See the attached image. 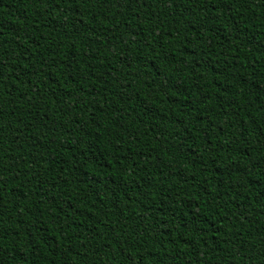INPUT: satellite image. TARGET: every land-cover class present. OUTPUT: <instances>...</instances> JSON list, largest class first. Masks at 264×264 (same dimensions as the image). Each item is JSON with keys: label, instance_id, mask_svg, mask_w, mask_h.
Here are the masks:
<instances>
[{"label": "trees", "instance_id": "obj_1", "mask_svg": "<svg viewBox=\"0 0 264 264\" xmlns=\"http://www.w3.org/2000/svg\"><path fill=\"white\" fill-rule=\"evenodd\" d=\"M0 264H264V0H0Z\"/></svg>", "mask_w": 264, "mask_h": 264}]
</instances>
